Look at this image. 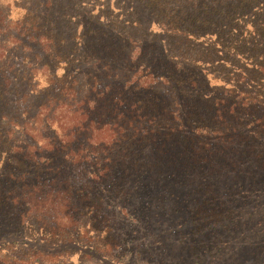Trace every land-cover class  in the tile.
Returning <instances> with one entry per match:
<instances>
[{
	"label": "rangeland",
	"instance_id": "374dc122",
	"mask_svg": "<svg viewBox=\"0 0 264 264\" xmlns=\"http://www.w3.org/2000/svg\"><path fill=\"white\" fill-rule=\"evenodd\" d=\"M40 3H44L40 11L55 13L62 32L59 43L67 58L56 59L58 74L69 75L65 82L73 76L84 82L76 89V99L73 91L64 88H51L50 96L88 108V120L83 126L76 124L73 134H64L57 123L48 122L44 136L56 137L57 142L32 157L19 146L10 150L21 162L0 167V191L7 201L0 203V237L45 241L43 234L28 229L31 225L22 217L27 189L41 184L43 191L68 193V207L76 211L86 238L92 241V236H99V242L111 243L114 252L120 249L112 260L115 264H264V132L255 135L252 120L244 119L246 126L233 121L231 127L238 130L212 135L214 130L205 126L208 121L203 116H211L214 122L222 105L230 104L222 96L230 89L227 79L237 82L234 75L239 76L243 68L235 65L231 74L225 73L216 64L218 57L207 65L184 61L169 49L168 37L153 18L144 14L146 20L140 23L132 19L128 0H0V9L18 17ZM31 34L22 37L27 40ZM131 44L141 47L134 60ZM12 54L15 63L23 61L20 50ZM171 58L179 59L188 71L192 88L177 89L157 77L151 82L153 88L139 90L135 82L125 85V75L135 69L170 72L171 63L179 62ZM18 79L14 75L10 82L19 81L22 92L37 91L31 87L34 81ZM90 80L92 85L87 87ZM151 94L169 99L167 108L158 110ZM260 106L256 117L263 112L264 99ZM0 110L18 115L15 103L1 105ZM69 114L64 112L65 117ZM19 116L16 123L22 121ZM1 117L0 123L6 124L8 118ZM89 119L116 129L126 123L130 129L123 136L127 146L111 147L107 178L95 172L97 164L89 156ZM80 151L87 153L79 156ZM191 153L197 157L183 162L182 155L188 158ZM101 163L105 167L103 156ZM83 240L76 242L70 264H88L92 258L84 257L86 249L93 247Z\"/></svg>",
	"mask_w": 264,
	"mask_h": 264
},
{
	"label": "trees",
	"instance_id": "16d2710c",
	"mask_svg": "<svg viewBox=\"0 0 264 264\" xmlns=\"http://www.w3.org/2000/svg\"><path fill=\"white\" fill-rule=\"evenodd\" d=\"M133 1H137V4H133ZM76 3L77 1H74L72 9ZM43 4L25 9L18 17H10V13L0 9V35L4 36L0 37V106L15 103V114L22 118V121L16 123L18 115L0 110V117L8 118L6 124L0 123V167L15 166L21 162L10 153V150L16 149L17 146L31 157L34 152L55 146L56 137L44 136L48 122L57 123L64 134H73L76 124L83 126L88 120V108L84 110L82 107L66 104L63 102L65 99L59 95L50 96L51 88H64V92L73 91L71 96L76 99V89L80 85L84 86V82H81L82 78L79 76H73L65 82L69 75L58 74L56 59L67 58L64 56L66 49L59 43L62 32L54 17L55 13L45 12L44 9L40 11ZM128 4L133 7L132 19L135 21L140 23L146 20L143 18L144 14L155 20L162 33L168 37L169 49L184 61L207 65V61L216 62L218 57L216 64L220 65V69L225 73L231 74V68L235 65L243 68V72L239 73L241 79L237 74L234 75L237 82L231 78L227 79L230 89L222 96L230 104L222 105L223 109L214 118V122L211 116L203 115L208 121L205 126L214 130L212 135L218 131L238 130L231 127L232 122L246 126L244 119L252 120L255 135L264 132V109L260 117L255 114L264 99V0H128ZM114 21L116 20L113 19ZM147 29V26L141 27V33L145 35ZM35 30L38 32L34 34ZM24 33L32 34L25 40L22 37ZM18 50L24 54L21 57L23 61L15 63L12 52ZM139 50L141 47L131 44L133 60ZM220 52L223 53L222 57L217 55ZM73 61V58L68 59L67 66ZM171 67L170 72L162 74H153L150 71L145 73L144 70L135 69L125 75V85L135 82L136 86H139L136 89L153 88L151 82L153 77H157L160 81L173 83L177 89L185 85L192 88L188 84L190 74H186L188 71L181 66L180 61L172 62ZM201 71V67L197 68V72ZM14 75L18 80L29 84L34 81L31 87H36L37 91L27 94L19 90V81L15 84L10 82ZM160 81L155 85L160 84ZM43 83L47 85L39 87ZM90 84L92 85L91 80L86 86L89 87ZM223 87L224 85L221 86ZM151 95L158 101V110L167 108L169 99L161 94ZM64 112L70 114L65 117ZM224 114L231 122L226 120ZM200 124L203 125L200 122L197 125ZM89 125L91 130L86 138V145H90L89 156L92 154V160L97 164L95 172L107 178L109 173L106 177L104 174L109 169L108 162L114 152L111 147L127 146V137L123 136L127 135L130 129L126 123L116 129L110 123L100 124L94 119H89L87 127ZM85 153L87 152L80 151L79 156ZM191 154L188 158L186 154L182 155L183 162L191 156L197 157V154ZM102 156L105 166L103 168ZM37 163L39 164L40 160ZM41 188V184H35L27 189L26 210L22 212V217L30 223L31 227L28 229L43 234L45 241H30L17 235L1 236L0 264H70L73 248L81 238L84 243H90L93 247L85 251L84 257L93 258L88 264H115L112 260L120 249L114 252L111 243L99 242V236H92L91 241L82 234L79 230L80 220L74 213L76 211L71 212L68 207V193L55 189L43 191ZM2 202L7 203L5 195L0 191V203ZM258 203L260 202L257 201ZM5 248H8V251ZM102 253L107 257L98 256Z\"/></svg>",
	"mask_w": 264,
	"mask_h": 264
}]
</instances>
